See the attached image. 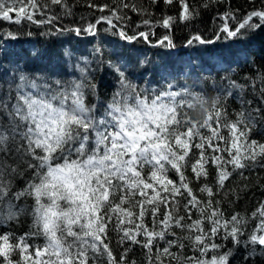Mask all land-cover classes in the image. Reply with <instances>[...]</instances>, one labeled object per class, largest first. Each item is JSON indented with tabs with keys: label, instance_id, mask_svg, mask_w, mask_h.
Instances as JSON below:
<instances>
[{
	"label": "snow or ice",
	"instance_id": "6c2138e0",
	"mask_svg": "<svg viewBox=\"0 0 264 264\" xmlns=\"http://www.w3.org/2000/svg\"><path fill=\"white\" fill-rule=\"evenodd\" d=\"M161 2L165 7L178 5V13L154 19L150 9ZM221 2L204 0L199 7L208 9ZM249 2L253 8L239 19L234 11L221 15L224 23L214 37L196 33L187 38V46L211 45L222 38L243 41L264 29V0L260 7H255L256 0ZM49 5H59L64 15H72L67 0H0V19L52 24L58 16L35 19ZM147 5L131 0H112V5L90 2L89 8L109 15L83 28L56 32L96 36L97 26L104 23L109 26L104 31L113 30L124 41H149L148 32L129 35L114 23L130 21L123 11L127 9L145 17L143 25L169 30L157 43L174 48L170 34L174 25L200 15L191 0H147ZM33 55L39 60L46 53ZM114 55L116 60L105 61L103 49L96 46L94 61L82 57L73 64V53L66 50L65 65L46 66L45 74L29 76L20 69L0 74V224L28 211L14 201L34 202L30 233L0 231V264H137L129 256L130 245L146 250L143 264H165L166 258L168 264H231L233 249L222 251L223 242L248 249L245 262L264 256V201L251 214L259 222L245 236L248 219L239 213L226 216L221 201L215 199L234 191L228 188L234 175L247 179L246 171L264 169V142L251 138L257 124L264 125V74L256 77L259 89L252 81L262 106L243 107L232 118L226 101L233 96L232 89L243 93L245 85L228 81L209 104L190 90L192 86L180 85L177 90L168 79H175L182 69L155 68L141 87L130 79L127 64L118 62L120 54ZM216 55L227 62L225 53ZM94 62L96 70L107 64L115 74L118 87L107 103L88 99H99ZM65 76L73 78L62 79ZM157 76L166 86H150L159 84ZM240 99L242 105L253 103ZM186 108H199L203 119H193ZM210 168L215 169L214 176ZM189 170L191 175L186 174ZM170 172L177 179H170ZM18 177H27L26 183L14 190ZM111 232L122 246L119 257L111 247ZM33 237H42V246L34 245ZM187 247L196 254L182 258Z\"/></svg>",
	"mask_w": 264,
	"mask_h": 264
},
{
	"label": "trees",
	"instance_id": "16d2710c",
	"mask_svg": "<svg viewBox=\"0 0 264 264\" xmlns=\"http://www.w3.org/2000/svg\"><path fill=\"white\" fill-rule=\"evenodd\" d=\"M67 2L72 6V15H64L59 5H49L48 9L43 10V14L38 13L35 16L36 20H46L52 15L58 16V19L53 20L52 24H37L28 20H23L17 24L0 19V74H3L6 70L13 74L16 69L23 70L29 76L36 73L45 74L47 73L46 66L65 65V58L62 53L66 50L72 51L73 64L82 57L94 61L96 58L93 56V49L96 46H100L103 49L105 61H114L116 60V55L114 54H120L121 58L118 62L127 64L130 79L141 87L146 86L145 81L152 78L153 69L168 65L183 70L174 74L175 79L172 77L168 78L176 86L177 90H179L180 85L192 86L190 90L202 95L208 100L209 104L220 96L219 87L221 85L226 86L228 81L234 80L239 84L245 85L243 93H240L238 89H232L233 96L228 97L226 101V107L232 118H235L236 113L243 107L262 106L259 91L254 92L252 90V81L255 80L257 89H259L261 84L256 77L258 74H264V29L250 34V38L243 41L222 38L211 45L194 44L189 47L186 44L187 38L196 33H201L205 37H214L224 23L220 16L225 12L234 11L239 19L245 12L253 8L254 5L249 0H222L221 3L212 4L208 9L199 7L204 0H191L192 3L198 6L200 15L191 22H178L174 25L170 31L175 44L174 48L160 46L157 43L169 30L155 25L145 26L141 23L145 17L127 9L123 11L127 12L130 21H114V23H118L129 35L139 31L148 32L150 34L149 41H145L143 38L131 43L124 41L118 35H114L113 30L104 31V29L109 27L104 23L97 26L99 31L96 36L87 34L77 36L74 32L60 34L56 32L57 28H83L89 22L94 23L99 16L109 15L107 11L101 13L96 9L89 8L87 5L90 2L98 5L105 3L112 5V0H67ZM131 2L137 3L139 6H148L147 0H131ZM260 6V0H256L255 7ZM150 11L155 19L161 15H176L179 7L178 5L165 7L161 2L152 7ZM13 16H15V13H13ZM228 23L230 26H234L235 22L230 20ZM9 33L15 36L16 39L10 38ZM221 36L223 37L222 33ZM36 52H44L46 55L43 59L38 60L33 55ZM220 52L226 54L227 62L222 60L219 55H216V53ZM211 65L215 67L209 69ZM92 67L96 82L99 84V99L89 96V102L97 104L99 102L107 103L118 87L115 74L107 67V64L100 65L99 69L96 70L97 66L94 62ZM193 68L194 71H190ZM142 73L144 74L143 76H141ZM52 78L55 79L56 77ZM71 78L73 77H62V79ZM155 79L159 80V84L153 82L150 85L152 88L166 86V82L161 80L159 76ZM4 87L6 88L7 86L4 85ZM241 96L245 100L253 101V103L247 106L242 105ZM184 111L193 119H203L199 108H186ZM251 138L264 142V125L258 123ZM208 151L210 152L211 150L209 149ZM210 173L214 176L215 169L210 168ZM186 174L191 175L190 170ZM245 176L247 179L234 175L231 181L228 182V188L234 191L228 196H224L222 192L215 199L221 201L220 207L226 216L239 213L248 219V226L245 230V236H247L248 232L259 222L251 214L255 211L258 204L264 201V169L257 168L251 172L246 171ZM169 178L177 179L172 172L169 173ZM26 179L27 177H18L14 181V190L22 188L26 183ZM245 185H247L246 188ZM193 188L195 191V184ZM229 201L232 202L230 203ZM14 203L20 204L28 211L22 213L15 221L0 224V231L6 230L17 235L30 233L33 230V217L30 211L34 203L32 198L14 201ZM181 214H183L182 208ZM177 231L179 232V230ZM110 238L114 255L119 257L122 246L117 243L118 236L115 232H111ZM32 243L36 246H42L43 238L33 237ZM160 243L163 244V241ZM223 243L225 248L222 251L228 248L233 249L234 254L231 258V264H252V261H255V264H264V256L260 255H255L250 261L245 262L243 257L247 255L248 249L243 245L234 247L229 242ZM172 251L175 253L178 250L173 248ZM145 252L146 250L138 245L129 246V256L137 264H143L146 260ZM195 254L191 247H187L181 252L182 258L183 256ZM16 258L14 257V259ZM165 264H168L167 258L165 259ZM172 264H175V262L173 261Z\"/></svg>",
	"mask_w": 264,
	"mask_h": 264
},
{
	"label": "clouds",
	"instance_id": "9594fccd",
	"mask_svg": "<svg viewBox=\"0 0 264 264\" xmlns=\"http://www.w3.org/2000/svg\"><path fill=\"white\" fill-rule=\"evenodd\" d=\"M200 115H203V112H202V110L200 111Z\"/></svg>",
	"mask_w": 264,
	"mask_h": 264
}]
</instances>
